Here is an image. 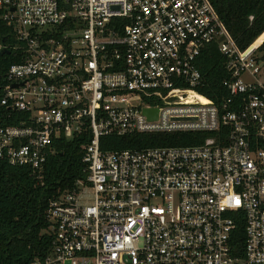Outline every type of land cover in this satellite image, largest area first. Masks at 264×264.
Masks as SVG:
<instances>
[{"label": "built area", "instance_id": "built-area-1", "mask_svg": "<svg viewBox=\"0 0 264 264\" xmlns=\"http://www.w3.org/2000/svg\"><path fill=\"white\" fill-rule=\"evenodd\" d=\"M0 22L14 41L0 38V52L17 58L0 78V160L41 177L60 139L82 150L84 177L49 202L36 264H264L263 63L208 0H0ZM209 45L229 73L220 103L197 92ZM175 132L210 136L100 148ZM240 225L243 259L231 245Z\"/></svg>", "mask_w": 264, "mask_h": 264}, {"label": "trees", "instance_id": "trees-1", "mask_svg": "<svg viewBox=\"0 0 264 264\" xmlns=\"http://www.w3.org/2000/svg\"><path fill=\"white\" fill-rule=\"evenodd\" d=\"M239 50L252 44L264 61V0H208ZM0 38L13 44L12 32L0 22ZM16 54L0 57V78ZM226 59L216 45L205 47L197 59L203 85L197 92L220 103L227 98L223 81L229 73ZM14 116L17 117L15 113ZM0 108V125L3 123ZM208 133L175 132L134 134L126 137H103L100 148L107 150L141 149L147 147H183L203 143ZM82 150L76 141L60 139L54 153L45 163L41 177L29 167H19L0 160V264H36L50 248L46 210L49 202L71 189L84 177ZM233 256L243 259L244 236L240 225L231 235Z\"/></svg>", "mask_w": 264, "mask_h": 264}, {"label": "rangeland", "instance_id": "rangeland-1", "mask_svg": "<svg viewBox=\"0 0 264 264\" xmlns=\"http://www.w3.org/2000/svg\"><path fill=\"white\" fill-rule=\"evenodd\" d=\"M255 63L257 64V66H259L261 63H263V67L260 68V72L255 75V78H256V80L264 82V61L261 60L259 52H257L255 55Z\"/></svg>", "mask_w": 264, "mask_h": 264}, {"label": "water", "instance_id": "water-1", "mask_svg": "<svg viewBox=\"0 0 264 264\" xmlns=\"http://www.w3.org/2000/svg\"><path fill=\"white\" fill-rule=\"evenodd\" d=\"M4 54H9V51L7 50H2L0 52V56L4 55ZM145 115L147 116V118H149L150 120H155L156 119V111L155 110H145Z\"/></svg>", "mask_w": 264, "mask_h": 264}, {"label": "crops", "instance_id": "crops-1", "mask_svg": "<svg viewBox=\"0 0 264 264\" xmlns=\"http://www.w3.org/2000/svg\"><path fill=\"white\" fill-rule=\"evenodd\" d=\"M3 56V55H2Z\"/></svg>", "mask_w": 264, "mask_h": 264}]
</instances>
